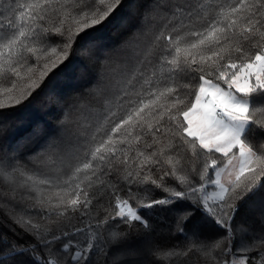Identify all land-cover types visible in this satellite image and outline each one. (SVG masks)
Wrapping results in <instances>:
<instances>
[{
  "label": "trees",
  "instance_id": "trees-1",
  "mask_svg": "<svg viewBox=\"0 0 264 264\" xmlns=\"http://www.w3.org/2000/svg\"><path fill=\"white\" fill-rule=\"evenodd\" d=\"M32 2L33 0H0V22L7 27L8 21L12 20L17 28L23 23L29 35L31 28L36 24H44L49 29L53 28V24L60 26L59 20L65 14L64 0H61V7L48 10L46 21L34 22L27 17L21 21L20 13H28L27 5ZM148 2L149 0H121L120 5L106 20L77 36L68 60L53 68L30 97L22 99L18 105L15 101L5 100L9 106L0 109V149L24 161H29L30 157L35 158L36 163L32 164L28 171L57 178L59 188L63 189L61 194L65 197L71 195L73 184H64L69 171L55 162L54 155L49 158L52 153L50 145L71 147L86 134L90 136L99 128L96 136L98 142L108 127L106 123L100 127V115L106 108V97L114 96L117 90L127 86L129 74L137 67L140 71H136L133 83L141 94L133 95L132 99H146L149 89L170 87L172 92L166 94L164 99L169 107L177 100L183 101L178 107L192 103V85L196 84L192 77L199 74L182 71L173 73L167 66L161 70L160 42H156L155 38L161 31L167 32L173 28L184 35L186 29L180 22L188 19L187 11H192L193 16H199L195 21L196 26L223 19L220 10H227L235 0H160L162 9L152 11L149 19L145 21L143 16L146 9L143 5ZM261 2L264 0H250V3ZM256 27L259 30L250 36L237 30V37L229 46L232 49L231 57L237 62L264 46V39L261 38L264 28L260 25ZM53 39L59 40L60 37L53 32ZM25 43L31 44V41L26 40ZM85 48L92 52V58H85L82 53ZM237 48L242 49L243 53L238 52ZM23 55L28 58L32 53L24 50ZM137 59H143L144 64L137 65ZM66 64L69 65L67 68ZM97 83L105 85L103 92H97L94 87ZM6 95L0 93V98ZM12 95L18 93L14 92ZM82 99L81 106L77 102ZM256 100L255 110L250 107V119L254 124L250 129H246V137L258 154H264V98L256 97ZM73 105L77 107L72 113V118L65 119V111ZM163 121L171 125V130L162 128L165 135L157 136L155 143L152 136L147 135L139 143L133 141L131 147L123 146L127 148L128 162L122 165L117 160L115 175H105L99 179L92 177L90 185L88 181L81 182V187L88 185L86 190L91 198L84 208L86 214L73 212L70 207L65 214L63 203H56V190H50L48 185L29 187L32 182L25 184L26 177L19 173L0 180V249H6L7 243L14 240H27L20 231L26 222L39 221L43 231L47 227L56 228L57 219L70 232L75 228L83 229L69 238H75L81 243H95L91 237L97 230L96 221L107 216L108 224L104 225L102 235L109 243L106 253L92 252L94 262L99 260L101 264H181L182 261H189V264H206L207 257L203 252L193 250L188 256L176 253L187 251L189 241L185 236L193 232L204 238H215L221 236L224 230L208 220L202 211L192 209L191 222L186 232L178 233L174 228V220L179 214L175 207L190 206L185 205L179 198L170 197L165 188L180 189L182 181L184 188H187L190 182L195 181L197 184H203L204 190L209 192L215 188L211 181L214 180L216 169L211 167V160L219 158L216 168H220L225 158L220 153H207L206 149L199 147L198 141L195 148L191 143L182 141V133L177 130L175 122L168 121L167 113ZM187 140H192V137H187ZM152 152L156 155L149 158V153ZM205 165L208 166V171L204 181H200L197 173L202 172ZM165 172L172 174L164 175ZM128 173L135 177L131 191L127 184ZM244 179L242 177V181ZM260 180L264 183V177ZM157 184L161 186L157 187ZM165 197L179 201L180 204H152V201ZM49 200L52 201L51 204ZM83 200L81 197L80 204H83ZM118 200L121 202L120 207L125 206L122 202L126 200V207L140 215L142 220L134 221L128 217L129 224L132 225L129 228V224L121 223L120 217H113L111 214L119 211ZM237 203L239 211L232 222L236 233L231 245L234 249L233 258L238 260L244 259L245 256L257 257L258 252L244 253L239 249L245 246V241L252 235L264 232V188L251 197H242ZM80 204L76 206L77 209ZM48 210L52 212V218L41 219L43 211ZM38 211L40 215L36 214ZM245 228L249 231H244ZM29 260L28 255L11 259L0 255L3 264H29ZM244 263L249 264V261L245 259Z\"/></svg>",
  "mask_w": 264,
  "mask_h": 264
},
{
  "label": "snow or ice",
  "instance_id": "snow-or-ice-1",
  "mask_svg": "<svg viewBox=\"0 0 264 264\" xmlns=\"http://www.w3.org/2000/svg\"><path fill=\"white\" fill-rule=\"evenodd\" d=\"M120 3L121 0H64L65 14L59 20L60 26L53 24V28L49 29L44 24H36L30 30L31 35L25 31L23 23L17 28L12 20L8 21L7 27L0 22V93L7 94L0 98V109L9 106L5 100L15 101L18 105L22 99L30 97L53 68L68 60L77 36L101 24ZM59 7L61 0H33L27 5L28 13H20V19L24 21L27 17L34 22L46 21L48 10ZM143 7L146 9L143 19L147 21L152 11L162 9V3L160 0H149ZM262 14L264 2L257 4L250 3V0H235L227 10H220L223 19L196 26L195 21L199 16H193L192 11H187L188 19L180 22L186 29L184 35L179 34L175 28L167 32L161 31L155 38L156 42H160V68L163 70L167 66L173 73H198V76L192 77L196 80V84L192 85L194 102L178 107L183 101L177 100L169 107L164 99L166 94L172 92L170 87L149 89L146 99H132L133 95L141 94L133 83L136 71H140L137 67L129 74L127 86L117 90L114 96L106 97V108L100 115V127L105 123L108 127L98 142L96 136L99 128L90 136L86 134L71 147L50 145L52 153L49 158L54 155L55 162L69 171L63 182L65 185L72 182L71 195L65 197L61 194L63 189L59 188L57 178L28 171L36 163L35 158L30 157V163L5 153L2 149L0 180L19 173L26 177L25 184L32 182L29 187L48 185L50 190H56V203H63L65 214L69 207L73 212L86 214L84 208L91 198L86 190L88 185L81 187V182L88 181L90 185L92 177L99 179L105 175H115L116 161L119 160L122 165L128 162L127 148L123 146L131 147L133 141L139 143L147 135L152 136L155 143L157 136L165 135L162 128L171 130V125L163 121L167 113L168 121L175 122L177 130L182 133V141L191 143L193 148L198 141L199 147L206 149L207 153H220L225 158L218 169L216 166L219 158L211 160V167L216 169L215 179L211 183L218 190L206 192L204 185L195 181L190 182L187 188H184L183 181L180 189L165 188L170 197L179 198L185 205L190 206L175 207L179 214L174 220V228L178 233L186 232L191 222L192 209L202 211L208 220L224 230L221 236L215 238H204L195 232L185 236L189 241L187 251L176 255L188 256L189 252L195 250L203 252L207 257L206 264H237L231 246L236 235L232 222L239 211L237 201L245 196L251 197L264 188V183L260 180L264 177V154H258L246 137V129L254 124L250 119V107L255 110L256 97L264 98V46L239 62L231 57L232 49L229 46L234 43L237 30L250 36L259 30L257 25L264 28ZM258 16L261 18L257 19ZM53 32L60 37L59 40L53 39ZM261 38L264 39V33ZM26 40H30L31 44L25 43ZM24 50L32 53V56L25 58ZM236 50L243 53L240 48ZM82 53L86 59L92 58L93 54L89 49H82ZM136 64H144V60L137 59ZM68 66L66 64L65 68ZM94 87L97 92H103L105 85L97 83ZM140 87L142 89L143 85ZM14 92L18 95H12ZM158 101L161 102L158 104ZM77 104L82 106L83 99ZM76 107L77 105L70 106L65 111V119L72 118ZM187 137H192V140L188 141ZM155 155V152L149 153V158ZM207 171L208 166L205 165L204 170L197 173L200 181H204ZM222 177L226 178V182ZM242 177L245 178L243 181ZM134 180L133 174L128 173L127 184L130 191ZM160 186L157 184V187ZM81 197L84 198L83 204H80ZM48 202L52 203L51 200ZM120 203L118 200L119 211L111 214L113 217H120L124 224H129L128 217L134 221L142 220L131 208H128L125 216L124 207H120ZM122 203L126 206L128 202L125 200ZM78 204L79 209L76 207ZM152 204L175 206L180 203L165 197L152 201ZM36 214L40 215V212ZM52 215L50 210L43 211L41 219H51ZM108 220L109 217L106 216L96 221L97 230L91 237L95 243H81L75 238H69L83 229L75 228L70 232L59 219L56 220V228L47 227L43 231L39 221L26 222L20 231L27 240L21 238L7 243L6 249H0V255L8 259L28 255L29 264H101L99 260L93 261L92 252L106 253L109 242L105 240L102 231ZM131 227L129 224V228ZM243 230L249 231L246 228ZM239 251L258 252L257 257L245 256L239 264H244L245 259L249 264H264V232L252 235ZM181 264H189V261H182Z\"/></svg>",
  "mask_w": 264,
  "mask_h": 264
},
{
  "label": "rangeland",
  "instance_id": "rangeland-1",
  "mask_svg": "<svg viewBox=\"0 0 264 264\" xmlns=\"http://www.w3.org/2000/svg\"><path fill=\"white\" fill-rule=\"evenodd\" d=\"M224 86V85H223ZM224 87H226V85L224 86ZM233 91H234V89H233ZM237 95H240V94H237ZM245 99H248L247 97H245ZM194 102V101H193ZM218 169V168H217ZM214 179H215V176H214ZM233 179H234V177H233ZM222 180H225V182H226V178L225 177H222ZM216 190H218V189H212L211 191H216ZM211 191H209V192H211ZM211 203V202H210ZM122 207H124V211H125V214H128V208L126 207V206H122ZM241 259H238V260H236L237 261V264H239V261H240ZM245 264V263H244Z\"/></svg>",
  "mask_w": 264,
  "mask_h": 264
},
{
  "label": "crops",
  "instance_id": "crops-1",
  "mask_svg": "<svg viewBox=\"0 0 264 264\" xmlns=\"http://www.w3.org/2000/svg\"><path fill=\"white\" fill-rule=\"evenodd\" d=\"M215 188H213V190H214Z\"/></svg>",
  "mask_w": 264,
  "mask_h": 264
}]
</instances>
